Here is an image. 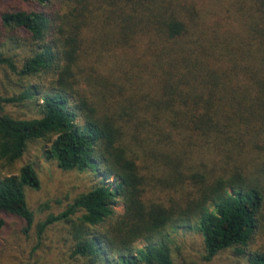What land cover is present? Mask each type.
<instances>
[{
    "label": "trees",
    "instance_id": "obj_1",
    "mask_svg": "<svg viewBox=\"0 0 264 264\" xmlns=\"http://www.w3.org/2000/svg\"><path fill=\"white\" fill-rule=\"evenodd\" d=\"M20 2L0 6V76L21 85L0 93V159L55 137L63 169L103 175L40 232L70 222L91 264H174L165 233L193 226L205 259L264 264V0ZM40 185L31 163L0 176V231L30 229Z\"/></svg>",
    "mask_w": 264,
    "mask_h": 264
},
{
    "label": "rangeland",
    "instance_id": "obj_2",
    "mask_svg": "<svg viewBox=\"0 0 264 264\" xmlns=\"http://www.w3.org/2000/svg\"><path fill=\"white\" fill-rule=\"evenodd\" d=\"M21 5L20 0H0V6ZM4 28L0 24V33ZM10 47V44L6 47ZM8 49V48H6ZM19 80L0 76V93H16L21 88ZM14 115L33 112L32 109L10 107ZM55 137L33 140L29 143L24 155L14 163L0 159V176L19 173L21 167L31 163L38 171L41 185L38 189L27 188V200L34 211L35 221L28 231L20 218L10 220L6 228L0 231V264H91L89 259H76L72 255L74 246L73 224L57 220L49 224L42 233L41 222L50 215H59L74 198L88 191L103 177L94 169H63L58 161L48 156V150ZM114 182L115 178H108ZM124 205H116L118 211ZM169 227L165 233L172 252L174 264H249L246 257L237 255L228 249L213 257L204 258L205 247L203 236L193 226ZM264 237L254 245L264 247Z\"/></svg>",
    "mask_w": 264,
    "mask_h": 264
}]
</instances>
